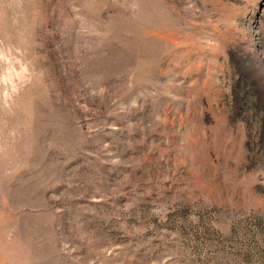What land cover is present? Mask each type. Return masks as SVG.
<instances>
[{"label": "rangeland", "instance_id": "rangeland-1", "mask_svg": "<svg viewBox=\"0 0 264 264\" xmlns=\"http://www.w3.org/2000/svg\"><path fill=\"white\" fill-rule=\"evenodd\" d=\"M0 264H264V0H0Z\"/></svg>", "mask_w": 264, "mask_h": 264}, {"label": "bare ground", "instance_id": "bare-ground-1", "mask_svg": "<svg viewBox=\"0 0 264 264\" xmlns=\"http://www.w3.org/2000/svg\"><path fill=\"white\" fill-rule=\"evenodd\" d=\"M12 256H15V255H12ZM17 257H19V256H17Z\"/></svg>", "mask_w": 264, "mask_h": 264}]
</instances>
